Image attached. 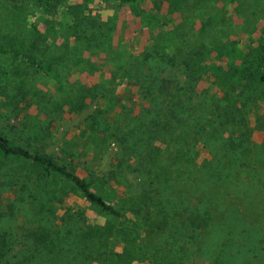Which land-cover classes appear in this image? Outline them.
Masks as SVG:
<instances>
[{"label":"trees","instance_id":"1","mask_svg":"<svg viewBox=\"0 0 264 264\" xmlns=\"http://www.w3.org/2000/svg\"><path fill=\"white\" fill-rule=\"evenodd\" d=\"M8 105L0 264H155L170 233L168 264L258 263L225 201L264 192V0H0Z\"/></svg>","mask_w":264,"mask_h":264},{"label":"rangeland","instance_id":"2","mask_svg":"<svg viewBox=\"0 0 264 264\" xmlns=\"http://www.w3.org/2000/svg\"><path fill=\"white\" fill-rule=\"evenodd\" d=\"M1 105L3 104L1 103ZM33 110H36V109L33 108ZM11 113H12V107L10 105H8L6 108L0 111V125H2L3 127H6L7 131H9L11 135H14L17 131H22L25 128H24V124L19 122V119L9 118V116L13 117ZM70 122H71L70 126L69 125L67 126L66 123L53 126V131L55 133V138L57 141L58 139L71 137L70 130L73 126V121H70ZM14 123L17 125V129L11 128L12 124ZM54 147H56L55 148L56 150L60 149L58 145ZM244 174H245L244 176L243 175L241 176V178L243 177L242 182H240L239 186L236 187V190L238 192L236 193V191H234V193L232 192L231 194H229V197H227V199L229 200L225 201L227 202L226 210L231 214H233V212H236V209L240 211L239 214L242 215L244 219H246V225L253 224L257 217L260 218L262 222L261 231L264 232V192L261 193V198L258 197L257 194L260 195V193L258 192V190H256L257 192H255V190L252 189L251 183L248 182V177H249L248 174L247 173H244ZM254 186L255 188L257 187V185H254ZM12 198L13 196L10 194V199ZM10 199L7 198V194H6L3 197L2 203L3 204L7 203L9 202ZM69 201L70 202H67L68 204H77L80 206H86V202L81 198L76 199L75 197H73L69 199ZM233 205H235L236 209L233 208ZM254 236H255L254 234L250 235L246 231V237L244 239L242 236L236 237L237 245L240 246V249H242L244 253L246 252V262L250 256V260L252 259L251 260L252 262L258 261L257 264H264V235L260 237H254ZM178 239H180V236L177 234L176 240ZM176 240H174V237L173 238L171 237V233L168 236V238L167 237L166 238L156 237L153 239L152 248L157 253V255L154 257L156 259H159V261L154 262L155 264H162V262L165 264H168V260L166 258L165 253L169 252V250L173 248L172 244H174ZM187 245L188 243L184 239H182L178 243V247H179L178 250L181 248V250L178 251L179 257L182 254V251H183L182 249L185 246L186 247L190 246V244L188 246ZM249 245H254L255 247H257L256 253H253L250 255V253L246 251V249L248 250ZM223 246L224 244H217L214 247V249H211L209 251V255L210 254L212 255L214 253V255L216 256V254L220 253L221 251L225 252ZM198 248H199L198 246L194 247L196 251H198ZM173 251H176V249H173ZM183 261H184V264H210V261L207 258H203L200 255H195V256L189 255V257H186L185 259L183 258ZM146 264H150V262L147 261Z\"/></svg>","mask_w":264,"mask_h":264}]
</instances>
